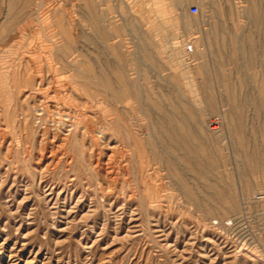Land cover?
I'll return each mask as SVG.
<instances>
[{
	"label": "rangeland",
	"instance_id": "rangeland-1",
	"mask_svg": "<svg viewBox=\"0 0 264 264\" xmlns=\"http://www.w3.org/2000/svg\"><path fill=\"white\" fill-rule=\"evenodd\" d=\"M211 2L0 0V264H264V0Z\"/></svg>",
	"mask_w": 264,
	"mask_h": 264
},
{
	"label": "bare ground",
	"instance_id": "bare-ground-1",
	"mask_svg": "<svg viewBox=\"0 0 264 264\" xmlns=\"http://www.w3.org/2000/svg\"><path fill=\"white\" fill-rule=\"evenodd\" d=\"M190 0H183V3H187V2H189ZM206 3V2H205ZM212 2H211V0H207V5H212L211 4ZM184 5V4H183ZM213 6V5H212ZM214 9V8H213ZM215 10V9H214ZM246 14V13H245ZM252 18V17H251ZM257 18V17H256ZM105 34V33H104ZM257 35V34H256ZM186 51L188 52V53H192L193 52V49H192V46H190V45H188V46H186ZM63 54V53H62ZM75 57V56H74ZM73 57V58H74ZM74 74V73H73ZM121 89V88H120ZM77 99V98H76ZM37 111V110H36ZM71 115V114H70ZM236 120V119H235ZM111 123V122H110ZM50 124V123H49ZM74 124V123H73ZM114 124V123H113ZM75 126V125H74ZM151 126H152V124H151V122L149 123V130L151 129ZM47 127V126H46ZM76 127V126H75ZM64 128V127H63ZM123 129V128H122ZM67 130V129H66ZM218 130L219 129H217L216 127H213V128H211L210 129V134L211 135H213V134H216L217 132H218ZM41 131V130H40ZM60 131V130H59ZM74 131V130H73ZM102 131V130H101ZM100 131V132H101ZM52 132V131H51ZM42 134H43V132H41ZM45 134V133H44ZM99 134V133H98ZM150 135H151V133H149ZM67 135V134H66ZM97 135V134H96ZM100 135V134H99ZM110 135V134H109ZM108 135V136H109ZM102 136V135H101ZM149 136V135H148ZM152 136V135H151ZM61 137H62V135H61ZM104 137V136H103ZM106 137V136H105ZM122 139V143L124 142V143H126V144H128L129 146L130 145H133L134 144V138H135V136L132 134V133H130L129 131H127L126 129H124L123 130V132H122V137H121ZM100 139V138H99ZM104 139V138H103ZM182 139H183V137L181 136L180 138H179V140L180 141H182ZM68 140V139H67ZM61 141H63V140H61ZM67 142V141H66ZM63 143V142H62ZM43 149V148H42ZM44 150V149H43ZM47 150V149H46ZM72 150V149H71ZM97 150V149H96ZM101 150V149H100ZM193 150V147H192V145H190L189 146V151H192ZM102 152V151H101ZM193 152V151H192ZM55 164V163H54ZM100 164H102V163H100ZM99 166V165H98ZM107 166V165H106ZM183 195L184 196H186V197H189V196H192V193L191 192H183ZM261 196H262V194H260ZM260 196V197H261ZM258 201H260V200H263L262 199V197L260 198V199H257Z\"/></svg>",
	"mask_w": 264,
	"mask_h": 264
},
{
	"label": "built area",
	"instance_id": "built-area-1",
	"mask_svg": "<svg viewBox=\"0 0 264 264\" xmlns=\"http://www.w3.org/2000/svg\"><path fill=\"white\" fill-rule=\"evenodd\" d=\"M198 11H199V9H198L197 6H191V7H190V11H189V13H190L191 15H196V14L198 13ZM261 197H262V199H264V193L262 194ZM261 197L259 196L258 199H260Z\"/></svg>",
	"mask_w": 264,
	"mask_h": 264
},
{
	"label": "crops",
	"instance_id": "crops-1",
	"mask_svg": "<svg viewBox=\"0 0 264 264\" xmlns=\"http://www.w3.org/2000/svg\"><path fill=\"white\" fill-rule=\"evenodd\" d=\"M127 30H128V28H127ZM139 48L142 49V50H146L147 51V45L145 43V39L144 38L142 39V42H141ZM146 55H147V57H150V54L146 53Z\"/></svg>",
	"mask_w": 264,
	"mask_h": 264
}]
</instances>
